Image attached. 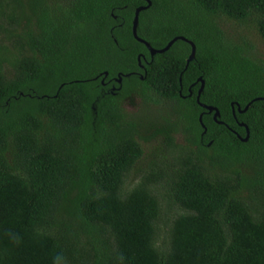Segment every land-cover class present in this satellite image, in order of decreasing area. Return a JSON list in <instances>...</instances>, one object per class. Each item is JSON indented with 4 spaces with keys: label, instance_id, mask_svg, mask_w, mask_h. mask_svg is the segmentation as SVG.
I'll return each mask as SVG.
<instances>
[{
    "label": "trees",
    "instance_id": "1",
    "mask_svg": "<svg viewBox=\"0 0 264 264\" xmlns=\"http://www.w3.org/2000/svg\"><path fill=\"white\" fill-rule=\"evenodd\" d=\"M151 1L139 37L186 38L190 64L187 41L152 58L134 37L144 0H0V264H264V61L220 25L264 40V0ZM137 96L176 105L154 138L195 147L167 182L182 213L165 248L163 175L126 187L145 155L124 109Z\"/></svg>",
    "mask_w": 264,
    "mask_h": 264
},
{
    "label": "rangeland",
    "instance_id": "2",
    "mask_svg": "<svg viewBox=\"0 0 264 264\" xmlns=\"http://www.w3.org/2000/svg\"><path fill=\"white\" fill-rule=\"evenodd\" d=\"M220 25L234 41L250 44L254 55L264 61V40L254 24L245 25L224 19ZM2 38L5 39L6 44L11 43L6 35L2 34ZM175 107V103L156 96L149 101L137 96L133 100L128 99L124 104L125 112L130 121L138 124L137 127L141 132L139 140L145 150L144 157L129 174L127 189L134 188L144 176H150L156 172L163 175L160 180L161 186H158V195L162 206L161 217L158 222L160 228L158 243L162 248L167 247L172 224L177 216L182 213V210L170 198L167 182L171 183L179 168V162L190 153L191 149H195L187 142V137L183 133L175 135V143L178 147L176 150L169 147L164 136L153 137L156 134V128L159 129L168 125V120H172V123L178 122L180 115L174 113ZM146 138H149L150 141H146Z\"/></svg>",
    "mask_w": 264,
    "mask_h": 264
},
{
    "label": "water",
    "instance_id": "3",
    "mask_svg": "<svg viewBox=\"0 0 264 264\" xmlns=\"http://www.w3.org/2000/svg\"><path fill=\"white\" fill-rule=\"evenodd\" d=\"M144 1H146L148 3V6L141 7L136 12V17H135L134 24H133V34H134V37L139 42L145 44L147 46V48L151 51V53H152L153 56H155L156 54H164V53L168 52L171 49V47L174 45V43L176 41H178V40L187 41V42H189L192 45V48H193L192 55H191L190 59L188 60V64H190L196 58L197 48H196V45L193 42L188 41L186 38H184V37L175 38L165 49H163V50H156V49H154L151 46L150 43H148L147 41H145V40H143V39H141L139 37V35H138V28H139V22H140V14L143 11L149 9L152 6V1L151 0H144ZM200 82H202V87H201V89L199 91V97H198V101L199 102H200L201 94L203 93L204 88H205V82H204V80L202 78L200 79ZM258 100H263L264 101V99H257L256 101H258ZM201 106L203 108H205L209 113H215L214 119L216 121L218 120V118L220 117V112H219V110L217 108L211 107V106H207V105H204V104H201ZM249 107L250 106H248L245 110H242L241 107H239V112L244 113V112H246V111L249 110ZM201 121H202V118H201ZM244 126L247 128V133H248L247 138L244 139V141L246 142V141H248V139L250 137V131H249V129H248V127L246 125H244Z\"/></svg>",
    "mask_w": 264,
    "mask_h": 264
},
{
    "label": "flooded vegetation",
    "instance_id": "4",
    "mask_svg": "<svg viewBox=\"0 0 264 264\" xmlns=\"http://www.w3.org/2000/svg\"><path fill=\"white\" fill-rule=\"evenodd\" d=\"M149 50V49H148ZM149 52H150V54H151V57L153 58L154 56L152 55V53H151V51L149 50ZM139 62H140V67H141V69L142 70H146V68H145V66L142 64V62H141V57L139 58ZM137 75H139V77L142 79V80H144L145 79V77L141 74V73H136ZM107 77H108V74H107ZM122 76H120V78H114L113 80H110L108 83H106L105 81H103V84L104 85H108V84H112L111 85V87H110V89H111V91L112 92H115V91H117L118 89H117V87H116V84H119V85H122L123 84V77L121 78ZM201 79V78H200ZM200 79L198 80V82H200ZM114 82V83H113ZM197 84V83H196ZM201 89V88H200ZM200 89L198 90V94H199V91H200ZM189 91H190V97H192L193 95H194V92L192 91V89L190 88L189 89ZM234 116H235V112H234ZM235 118L237 119V117L235 116ZM238 124L241 126V127H243L244 128V124H242V123H240V122H238ZM238 136H239V134H238ZM239 137H241V136H239Z\"/></svg>",
    "mask_w": 264,
    "mask_h": 264
}]
</instances>
